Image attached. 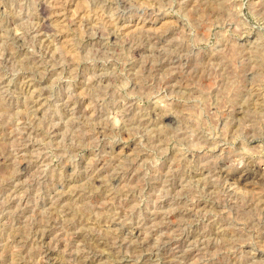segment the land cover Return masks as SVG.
Instances as JSON below:
<instances>
[{"label":"rangeland","instance_id":"374dc122","mask_svg":"<svg viewBox=\"0 0 264 264\" xmlns=\"http://www.w3.org/2000/svg\"><path fill=\"white\" fill-rule=\"evenodd\" d=\"M0 264H264V0H0Z\"/></svg>","mask_w":264,"mask_h":264},{"label":"bare ground","instance_id":"6f19581e","mask_svg":"<svg viewBox=\"0 0 264 264\" xmlns=\"http://www.w3.org/2000/svg\"><path fill=\"white\" fill-rule=\"evenodd\" d=\"M43 11V10H42ZM37 20V19H36ZM53 23V22H52ZM60 23V22H59ZM124 23V22H123ZM45 43V42H44ZM48 45V44H47ZM141 50V49H140ZM188 202V201H187ZM107 226V225H106ZM115 229V228H114ZM129 232V231H128Z\"/></svg>","mask_w":264,"mask_h":264}]
</instances>
